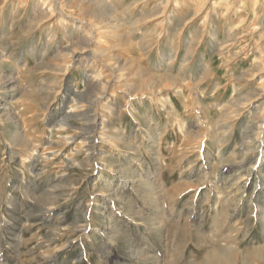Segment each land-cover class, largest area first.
Instances as JSON below:
<instances>
[{
	"label": "rangeland",
	"instance_id": "rangeland-1",
	"mask_svg": "<svg viewBox=\"0 0 264 264\" xmlns=\"http://www.w3.org/2000/svg\"><path fill=\"white\" fill-rule=\"evenodd\" d=\"M213 250L264 264V0H0V264Z\"/></svg>",
	"mask_w": 264,
	"mask_h": 264
},
{
	"label": "bare ground",
	"instance_id": "bare-ground-1",
	"mask_svg": "<svg viewBox=\"0 0 264 264\" xmlns=\"http://www.w3.org/2000/svg\"><path fill=\"white\" fill-rule=\"evenodd\" d=\"M95 1H98V0H95ZM107 15H108V12H103L102 11L99 14V18H108ZM221 256H222L221 255V251L213 250L212 253H211V255H209L208 259L206 258L207 259L206 260V264H214V262L217 261L218 259H220Z\"/></svg>",
	"mask_w": 264,
	"mask_h": 264
}]
</instances>
